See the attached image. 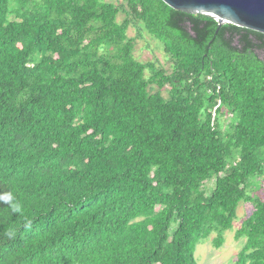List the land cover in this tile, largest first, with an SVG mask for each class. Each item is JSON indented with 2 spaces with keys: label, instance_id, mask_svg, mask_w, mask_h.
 I'll return each mask as SVG.
<instances>
[{
  "label": "trees",
  "instance_id": "obj_1",
  "mask_svg": "<svg viewBox=\"0 0 264 264\" xmlns=\"http://www.w3.org/2000/svg\"><path fill=\"white\" fill-rule=\"evenodd\" d=\"M124 1L0 0V264H198L243 202L237 264H264V34Z\"/></svg>",
  "mask_w": 264,
  "mask_h": 264
},
{
  "label": "rangeland",
  "instance_id": "obj_2",
  "mask_svg": "<svg viewBox=\"0 0 264 264\" xmlns=\"http://www.w3.org/2000/svg\"><path fill=\"white\" fill-rule=\"evenodd\" d=\"M103 1L112 4H124L125 2L124 0ZM125 18L126 16L121 13L118 17V21L121 23ZM128 34L131 39L135 40L136 47L134 56L138 61L142 63L158 62L168 72H171L172 64L164 52L163 45L151 37L141 24H136L131 27ZM163 95L165 97L168 96L165 91L163 92ZM210 187L212 191L215 187L214 180L210 181L208 184V188ZM248 193L252 198H260L264 200V174L263 176L256 177L252 180ZM253 212L254 207L252 204L245 202L241 203L238 209V216L235 221L234 229L223 233L224 244L220 249H217L214 246V240L218 237L215 232L212 233L209 238L202 240L198 244L195 253L198 264H237L238 256L244 246L245 240L237 241L236 231ZM175 229L176 225L173 224L171 230L172 234H174Z\"/></svg>",
  "mask_w": 264,
  "mask_h": 264
},
{
  "label": "water",
  "instance_id": "obj_3",
  "mask_svg": "<svg viewBox=\"0 0 264 264\" xmlns=\"http://www.w3.org/2000/svg\"><path fill=\"white\" fill-rule=\"evenodd\" d=\"M174 10L264 34V0H162Z\"/></svg>",
  "mask_w": 264,
  "mask_h": 264
},
{
  "label": "clouds",
  "instance_id": "obj_4",
  "mask_svg": "<svg viewBox=\"0 0 264 264\" xmlns=\"http://www.w3.org/2000/svg\"><path fill=\"white\" fill-rule=\"evenodd\" d=\"M0 202L8 205L13 213H19L22 211L19 201L16 200L14 195L11 193L0 195Z\"/></svg>",
  "mask_w": 264,
  "mask_h": 264
},
{
  "label": "built area",
  "instance_id": "obj_5",
  "mask_svg": "<svg viewBox=\"0 0 264 264\" xmlns=\"http://www.w3.org/2000/svg\"><path fill=\"white\" fill-rule=\"evenodd\" d=\"M211 79H212V78H211ZM219 89H220V88H219ZM217 108H218V107H217ZM217 108H216V110H217ZM216 110H215V111H216ZM214 116H215V114H214Z\"/></svg>",
  "mask_w": 264,
  "mask_h": 264
}]
</instances>
